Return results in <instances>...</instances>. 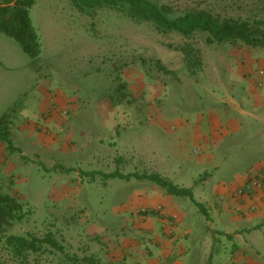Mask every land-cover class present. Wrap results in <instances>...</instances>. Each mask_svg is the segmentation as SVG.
I'll return each instance as SVG.
<instances>
[{
	"label": "rangeland",
	"instance_id": "rangeland-1",
	"mask_svg": "<svg viewBox=\"0 0 264 264\" xmlns=\"http://www.w3.org/2000/svg\"><path fill=\"white\" fill-rule=\"evenodd\" d=\"M153 1L177 15L206 11L219 20L249 21L264 32V0ZM30 18L40 37L38 59H31L16 41L0 33V119L7 118L0 127L9 141L3 142L7 149H2L5 160L0 159V195L16 201L25 215L12 222L5 235L52 236L62 251L46 246L43 253L17 259L2 241L0 264H129L106 258L102 236L119 231L124 209L143 186L134 180L128 188L119 179L86 176V172L103 169L95 158L101 146L106 148V171L113 167L109 166L111 156L117 155L124 173L161 174L192 189L198 180L230 184L264 163L263 49L210 44L206 33L185 39L109 8L83 14L70 0H36ZM185 44L194 48L200 67L190 70L186 65L179 50ZM160 64L170 73H164ZM242 77L259 92L247 105L255 117L246 118L248 128L232 137L223 135L212 164H202L196 155L180 156L174 147L176 133L170 132L171 127L179 128L178 117L195 124L226 107L227 99L240 91L234 84ZM42 94L63 101L56 111L64 114V129L32 117ZM110 109L118 110L117 127L112 131L106 118ZM162 111L173 116L154 121ZM25 121L29 125L36 121L31 124L34 129L43 131L44 140L52 136L59 148L47 149L35 146L36 139L13 137L11 131ZM144 154L148 165L142 164ZM200 189L195 199L205 203ZM182 202L186 224L195 236L206 240L207 220L190 199ZM197 243L190 245L186 264H227L228 246L221 245L209 263L203 261L208 253L206 242L203 247Z\"/></svg>",
	"mask_w": 264,
	"mask_h": 264
},
{
	"label": "crops",
	"instance_id": "crops-1",
	"mask_svg": "<svg viewBox=\"0 0 264 264\" xmlns=\"http://www.w3.org/2000/svg\"><path fill=\"white\" fill-rule=\"evenodd\" d=\"M236 80L234 86H236V90L240 91L236 92L237 95L227 99L224 103L226 107L222 108V111L210 113L195 124L193 121L182 120L177 116L180 118V126L179 128L171 127L170 132L176 133L174 147L180 156L196 155L202 164H212L215 147L223 135L232 137L235 133L248 128V124L245 122L246 118L255 117L252 111L247 110V105L256 99L259 92L247 79L242 77ZM39 103L40 107H37L38 111L36 110L32 117L36 119L41 117L46 120V125L64 129L66 126V121L62 118L64 114L56 111L57 106L61 107L63 101L54 98L46 99V96L42 94ZM163 112H160L157 116L158 119L154 121H162V118L173 116L169 112ZM117 116L118 110H107L106 118L110 122V126L112 123L111 131L117 127L115 121ZM31 124L29 125L25 121L19 129L10 130L12 136L16 137L14 136L16 134L18 140L19 138L36 139L35 146H45L47 149L48 147L50 149L59 148L52 136L50 139L44 140L43 131L37 132ZM112 135L113 138H118L116 133L112 132ZM195 135L200 137L197 138ZM9 140L11 141V139ZM4 145L3 142L0 144V159H3L4 156L2 149L3 151L7 149ZM105 151L106 148L101 146L95 155V158H98V165L103 169L86 172V174L95 173L96 176L100 175L107 179L105 176L116 172L124 176L136 173L122 172L119 165L122 159L117 158V155L111 156L109 166L113 167L110 169L108 166L110 171H106L104 166L107 162L103 154ZM148 163L147 156L144 154L142 164L148 165ZM259 173H264V163L251 168L245 176L236 178L230 184L223 183V180L217 181L216 184H210L206 179L204 182L203 180L196 181L193 189L186 188L192 189L194 198L197 187L201 188L199 196L205 203L197 202L202 204L209 214V220H207L198 209L207 220L205 225L206 240L195 236L191 226L186 224L187 218L182 201L188 198L171 196L160 186L148 180L115 178L125 181L128 188L133 185L132 181L134 180L137 181L138 186H143V188L133 196L131 203L124 209L119 231L117 233L111 231L107 236H102V243L106 247L102 253L111 263L124 259L129 264H159L166 261L170 264H186L185 258L189 254L190 245L199 242L197 244L203 247L206 242L208 253L203 261L209 260L210 263L211 259L212 263L214 256L219 254V247L223 245L228 246L225 248L226 255H224L227 264H264V191L255 190L251 193L238 194L240 189L246 187L248 180ZM163 178L180 188H185L174 183L169 177ZM141 212L148 213L142 214ZM118 243H121L120 247H117Z\"/></svg>",
	"mask_w": 264,
	"mask_h": 264
},
{
	"label": "trees",
	"instance_id": "trees-1",
	"mask_svg": "<svg viewBox=\"0 0 264 264\" xmlns=\"http://www.w3.org/2000/svg\"><path fill=\"white\" fill-rule=\"evenodd\" d=\"M36 0H4L0 4V33L5 34L16 41L25 54L36 60L41 55L40 37L35 30L30 18V9ZM75 8L83 14L101 8H109L129 16L135 21L151 22L156 28L164 33L175 32L185 39H190L198 33L208 34L207 42L210 44H229L232 46L245 45L264 50V32L249 21L235 19L219 20L206 11H194L182 15L175 14L168 6L153 0H70ZM184 61L190 70L201 66L194 48L185 44L180 49ZM159 68L164 73H170L161 65ZM6 116L0 119V126L6 123ZM0 141L7 142L8 134H2L0 127ZM9 142V141H8ZM85 175L94 176L95 173ZM107 179L148 180L164 189L169 195L188 198L202 214L209 220L206 208L198 203L193 195L192 189L180 188L159 174H138L124 176L119 172L105 176ZM5 207H9L6 210ZM21 206L14 200L0 195V242L5 243L6 249L15 258L28 259L30 253H43L47 251L46 246L62 251L58 242L48 236L38 239L30 236H6V229L10 228L12 222L21 221L25 217L21 213ZM5 238V240H4ZM89 261V260H88ZM91 262V260L89 261Z\"/></svg>",
	"mask_w": 264,
	"mask_h": 264
},
{
	"label": "built area",
	"instance_id": "built-area-1",
	"mask_svg": "<svg viewBox=\"0 0 264 264\" xmlns=\"http://www.w3.org/2000/svg\"><path fill=\"white\" fill-rule=\"evenodd\" d=\"M261 75H264V73L261 72ZM255 190H264V176L253 177L244 190H240L238 194L242 195L244 192L251 193Z\"/></svg>",
	"mask_w": 264,
	"mask_h": 264
},
{
	"label": "water",
	"instance_id": "water-1",
	"mask_svg": "<svg viewBox=\"0 0 264 264\" xmlns=\"http://www.w3.org/2000/svg\"><path fill=\"white\" fill-rule=\"evenodd\" d=\"M16 1H18V0H16Z\"/></svg>",
	"mask_w": 264,
	"mask_h": 264
}]
</instances>
